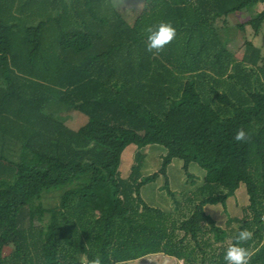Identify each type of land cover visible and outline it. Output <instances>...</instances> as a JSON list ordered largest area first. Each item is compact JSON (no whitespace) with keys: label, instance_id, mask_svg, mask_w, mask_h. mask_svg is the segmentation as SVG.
I'll list each match as a JSON object with an SVG mask.
<instances>
[{"label":"trees","instance_id":"trees-1","mask_svg":"<svg viewBox=\"0 0 264 264\" xmlns=\"http://www.w3.org/2000/svg\"><path fill=\"white\" fill-rule=\"evenodd\" d=\"M263 2L145 0L127 10L104 0H0V264H124L157 253L226 264L243 229L253 233L242 245L251 264H264V53L245 40L237 55L219 33L229 15ZM160 22L177 36L153 55L142 30ZM263 23L257 14L238 27L257 35ZM71 111L87 122L71 128L61 119ZM240 129L250 141L234 140ZM131 144L164 147L160 167L140 176L137 153L121 178ZM174 158L194 184L190 164L205 171L181 202L168 177ZM161 176L171 213L141 195ZM241 185L248 203L217 225L206 206L225 205ZM54 191L60 203L47 208Z\"/></svg>","mask_w":264,"mask_h":264},{"label":"rangeland","instance_id":"rangeland-1","mask_svg":"<svg viewBox=\"0 0 264 264\" xmlns=\"http://www.w3.org/2000/svg\"><path fill=\"white\" fill-rule=\"evenodd\" d=\"M136 16H127L126 19L131 23ZM243 14L229 15L226 18L227 25L225 28L219 26V33L223 43L233 52L240 43L245 40L253 41L254 44L261 47L264 53V23L260 29L259 34L255 35L253 28L246 25L242 31L239 23L245 22ZM223 22H221L222 24ZM241 53H238L240 55ZM61 119L64 120L71 128L77 129L87 122V117L78 112L71 111L69 113H62ZM137 153L144 154L142 165L140 167V176H145L156 171L162 162L161 155L166 153V149L159 145H149L139 148L131 144L126 147L122 154V162L120 166V177L128 179L131 176L132 167L135 164V157ZM17 157V155H16ZM182 160L174 158L168 167V177L170 180L171 189L175 193V199L181 202L184 197L197 186L202 184L205 171L197 164H190V172L196 175L195 183L188 181L183 169ZM165 183L163 176L159 177L155 182L149 183L142 187L141 195L145 202L153 207L161 208L167 213L176 210L174 199L168 195L167 191L162 188ZM61 191L50 192L43 197V204L50 208L57 206L60 203ZM248 203V195L244 185L236 191L235 195L231 196L225 205L212 204L206 206V212L212 216L217 225L224 228L227 227L230 216L239 215L242 211L243 205ZM124 264H183L175 257H171L162 253L150 254L140 259L128 261Z\"/></svg>","mask_w":264,"mask_h":264},{"label":"clouds","instance_id":"clouds-1","mask_svg":"<svg viewBox=\"0 0 264 264\" xmlns=\"http://www.w3.org/2000/svg\"><path fill=\"white\" fill-rule=\"evenodd\" d=\"M104 6L112 9H139L145 6V0H137L130 3L129 0H104ZM146 35V49L153 55H159L164 49L176 39L177 30L171 22H160L156 25H147L143 28ZM251 137L245 130L240 129L234 136L237 142H248ZM253 237V233L248 229L238 232L232 243L225 252L224 260L226 264H251L253 253L242 245ZM88 264H102L99 256L91 259Z\"/></svg>","mask_w":264,"mask_h":264},{"label":"crops","instance_id":"crops-1","mask_svg":"<svg viewBox=\"0 0 264 264\" xmlns=\"http://www.w3.org/2000/svg\"><path fill=\"white\" fill-rule=\"evenodd\" d=\"M240 14L241 15L243 14V16L245 17V19H244L245 21H247L251 15L261 14V15L264 16V2L263 3H259V4L255 5V6L251 7V8H248L247 11L240 12ZM242 50H243L242 49V43H240L237 46V48L235 50L236 51L235 53L237 55H238V53H241L242 54V52H243Z\"/></svg>","mask_w":264,"mask_h":264}]
</instances>
